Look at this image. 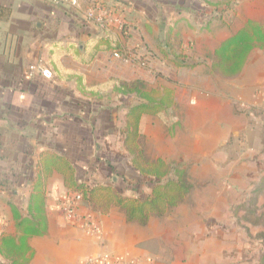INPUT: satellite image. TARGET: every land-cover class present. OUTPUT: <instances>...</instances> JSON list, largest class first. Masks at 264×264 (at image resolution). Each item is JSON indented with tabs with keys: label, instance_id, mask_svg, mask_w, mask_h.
<instances>
[{
	"label": "crops",
	"instance_id": "1",
	"mask_svg": "<svg viewBox=\"0 0 264 264\" xmlns=\"http://www.w3.org/2000/svg\"><path fill=\"white\" fill-rule=\"evenodd\" d=\"M55 1L0 0V264H87L90 257L102 254L112 255L120 264H184L176 250L166 244L167 231L153 229V219L147 226L129 224L124 213L113 208L107 215L94 216L103 233L93 238L63 216L62 207L69 197L64 176L51 169L45 177V160L51 155L64 156L76 168L79 180L92 178V183L105 184L103 175L109 172L95 150V142L102 141H95L85 128L87 124L95 129L104 127L100 120L97 124L89 118L104 103L83 100L80 95L111 79L97 76L96 81H90L94 68L97 73L107 71L108 59L114 58L112 53L101 52L89 65L80 63L76 53L85 54L88 46L104 38V31L88 21L86 2L79 8H63ZM98 1L124 20L123 29H109L125 48L135 41L133 52L128 51L141 61L135 64L133 77L125 71L112 78L154 80V71L148 72L146 65L176 83L182 78L183 95L178 96L177 89L176 100L185 110V123L194 125L189 132L193 144L189 146L205 147L199 155L211 157V149L227 150L231 141H237L234 127L238 124L247 126L252 149L255 144L264 147V128H253L259 121L264 127V114L256 113L259 120L255 121L253 113L244 115L237 106V101L263 104L259 92L264 91V49L260 53L255 49L242 73L230 81L213 73L211 63H207V54L237 35L249 21L264 27V0H234L229 27L216 25L209 34L196 6L184 4L186 0ZM187 1L200 5L198 0ZM217 9L222 12V8ZM184 25L193 33L190 35L198 49L195 57L179 59L194 64L192 67L166 59L171 42L165 29L170 27L177 33L180 29L182 39ZM57 47L68 48L69 54L59 60L67 70L80 73L82 81L63 77L46 80L37 71L38 67L53 69L51 60ZM194 148L191 151L196 155ZM112 185L118 186L115 179ZM86 210L83 206L82 211ZM154 244L173 255L162 260L160 251L152 248Z\"/></svg>",
	"mask_w": 264,
	"mask_h": 264
},
{
	"label": "rangeland",
	"instance_id": "2",
	"mask_svg": "<svg viewBox=\"0 0 264 264\" xmlns=\"http://www.w3.org/2000/svg\"><path fill=\"white\" fill-rule=\"evenodd\" d=\"M233 1L198 0L200 5L197 6V3L186 0L184 4L196 6L202 16L200 20L204 22V28L209 34L213 33L216 25L229 27L234 16L231 12V6L235 4ZM213 5L224 8L225 11L219 12ZM232 10L234 11L233 8ZM187 27L183 26L185 36L182 35V39L179 35L180 29H176L178 33L171 31L170 27L165 29L171 42V47L166 53V59H169L170 63L197 54V41L190 35L193 33H190ZM179 41L183 47L179 46ZM135 44L132 40L126 49L133 52ZM139 50L137 53L141 54V48ZM261 51L263 49H256L257 53ZM212 55L213 52L207 54V63ZM180 61L179 59L178 62ZM106 64L107 71L104 72L97 73L96 68H92L95 74L91 82L96 81L97 76L107 80L125 71L133 77V72L137 69L136 63L115 58H109ZM146 68L148 72L154 71L152 75L155 76L154 80H145L149 87L168 86L175 91L179 89L178 96L182 97V78L178 77L179 81L176 83L177 81H172L161 71L154 69L155 67L146 65ZM84 93L80 95L83 100H98L91 92ZM259 93L264 97V91ZM100 98L104 107L96 113L93 112L89 118L97 124L100 120L104 127L95 129V125L87 124L85 128L91 131L95 141H102L95 142V150L103 158L105 170L111 172L103 175L102 182L112 184L115 179L124 195L146 198L151 194L150 180L141 177L133 168L131 157L123 143L126 115L129 107L138 100L110 92H103ZM237 102L244 115L254 114L255 121L259 120L255 116L256 113L264 114V101L263 104L253 105ZM190 108L191 112L195 111V106ZM184 112L177 102L176 107L166 110L162 118L146 117L141 125L142 145L147 157L151 160L162 158L166 161L171 170L170 178L182 180L188 188L185 201L180 207L163 218H153V229L159 232L167 231L166 244L176 250V255L184 264H264V147L255 144L252 149L251 136L246 135L247 126L238 124L234 127L237 141H231L227 150L225 147L214 149L216 152L211 149L209 153L212 156L203 157L199 154L205 151V147H197L196 144V148L189 146L193 144L190 142L189 132L194 125L185 123ZM100 114L103 115L100 117ZM253 128L264 127L259 121ZM249 132L253 133L251 130ZM258 133L261 135V131ZM98 145H101L100 149H97ZM193 148L196 155L191 151ZM206 168L209 172L204 171ZM152 248L160 251L158 255L162 260L173 255L157 244L152 245Z\"/></svg>",
	"mask_w": 264,
	"mask_h": 264
},
{
	"label": "trees",
	"instance_id": "3",
	"mask_svg": "<svg viewBox=\"0 0 264 264\" xmlns=\"http://www.w3.org/2000/svg\"><path fill=\"white\" fill-rule=\"evenodd\" d=\"M219 7V6H218ZM224 9V8H223ZM222 11H225L223 10ZM104 38L97 40L86 48L85 54L76 53L77 60L89 65L93 58L101 52L125 54L128 50L123 42L109 29L103 30ZM179 46L181 42L179 41ZM171 44L168 45L170 49ZM255 49H264V27L254 21H249L234 37L223 42L215 50L211 62V71L224 79L238 77L247 64ZM69 50L57 47L53 51L51 70L54 77L77 78L83 80L80 73L69 71L63 67L60 58L69 54ZM192 67L194 64H179ZM53 77V78H54ZM90 92L97 95L99 102L101 92L134 97L137 103L129 107L124 130V147L131 157L133 168L143 178H148L152 185L151 194L146 198L128 197L123 191L112 184L92 183V178L79 180L76 168L70 161L59 155H51L45 160V177H49L51 169L64 176L68 196L79 195L82 204L96 215H107L113 208L119 209L125 215L129 224L147 226L153 218H163L184 203L188 188L182 180L170 178L169 165L162 158L151 160L147 157L142 145L143 134L141 125L145 117L162 118L166 110L176 107V91L168 86L149 87L145 80L124 81L111 78L103 84L93 85Z\"/></svg>",
	"mask_w": 264,
	"mask_h": 264
},
{
	"label": "built area",
	"instance_id": "4",
	"mask_svg": "<svg viewBox=\"0 0 264 264\" xmlns=\"http://www.w3.org/2000/svg\"><path fill=\"white\" fill-rule=\"evenodd\" d=\"M86 2L88 9L86 17L90 23L95 24L101 30L109 29L112 26L123 29L126 25L124 20L114 15L113 10H106L102 7L98 0H56L55 3L60 7L79 8L81 3ZM112 57L118 60H125L132 63H139L137 55L131 54L127 51L125 54H112ZM37 71L46 80L53 79V72L46 67H38ZM82 198L79 195H71L62 207L63 216L65 220L73 225L78 226L83 233L89 237L102 236L103 230L101 225L95 221L96 214L90 212L88 209L83 212ZM87 264H120L110 254H102L98 257H90ZM138 264V263H136Z\"/></svg>",
	"mask_w": 264,
	"mask_h": 264
}]
</instances>
